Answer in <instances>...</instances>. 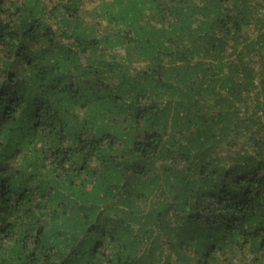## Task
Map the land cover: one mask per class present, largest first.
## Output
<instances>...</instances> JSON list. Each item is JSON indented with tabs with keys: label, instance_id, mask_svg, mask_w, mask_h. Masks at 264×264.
I'll list each match as a JSON object with an SVG mask.
<instances>
[{
	"label": "trees",
	"instance_id": "obj_1",
	"mask_svg": "<svg viewBox=\"0 0 264 264\" xmlns=\"http://www.w3.org/2000/svg\"><path fill=\"white\" fill-rule=\"evenodd\" d=\"M0 264H264V0H0Z\"/></svg>",
	"mask_w": 264,
	"mask_h": 264
}]
</instances>
